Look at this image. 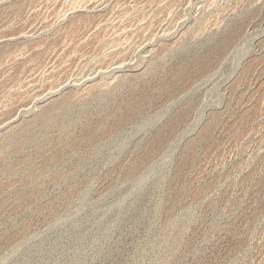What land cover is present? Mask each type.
Instances as JSON below:
<instances>
[{"label":"rangeland","instance_id":"1","mask_svg":"<svg viewBox=\"0 0 264 264\" xmlns=\"http://www.w3.org/2000/svg\"><path fill=\"white\" fill-rule=\"evenodd\" d=\"M159 78L96 158L43 140ZM0 159V264H264V0H0Z\"/></svg>","mask_w":264,"mask_h":264},{"label":"bare ground","instance_id":"2","mask_svg":"<svg viewBox=\"0 0 264 264\" xmlns=\"http://www.w3.org/2000/svg\"><path fill=\"white\" fill-rule=\"evenodd\" d=\"M113 28V27H112ZM207 43V42H206ZM196 44V43H195ZM202 45V43L200 44ZM205 45V43H204ZM199 46V45H197ZM211 46V45H210ZM205 48V47H204ZM188 49V48H187ZM190 49V48H189ZM202 49V48H201ZM218 49V48H217ZM182 50V49H181ZM197 50V49H196ZM208 50V48H207ZM210 50V49H209ZM179 51V50H178ZM185 51V50H184ZM195 51V50H194ZM198 51V50H197ZM206 53V51H205ZM215 53V52H214ZM190 54V53H189ZM188 54V55H189ZM201 54V53H200ZM182 55V53H181ZM194 55V53L192 54ZM197 54H195L196 56ZM208 55V54H207ZM206 55V56H207ZM191 56V54L189 55V57ZM194 56V57H195ZM198 56V55H197ZM212 56V55H211ZM182 57V56H181ZM170 58V57H169ZM174 58V56L172 57ZM178 58V57H177ZM204 58V57H203ZM202 58V59H203ZM206 58V57H205ZM213 58V57H212ZM216 58V57H215ZM124 58L120 59L119 61H114L113 63L116 62H120L123 63L124 62ZM170 60V59H169ZM181 60V59H180ZM189 60V59H188ZM191 60V59H190ZM195 60V59H194ZM193 60V61H194ZM206 60V59H205ZM209 60V59H208ZM212 60V59H211ZM166 62V61H165ZM172 62V61H171ZM195 62V61H194ZM197 62V61H196ZM207 62V60H206ZM205 62V63H206ZM211 63V62H210ZM208 64V63H206ZM205 64V65H206ZM213 65V63H211ZM158 65V64H157ZM170 65V64H169ZM191 65V64H190ZM189 63L187 61L178 63L177 65H175L173 68H175V74H177L180 77V74L182 72H184L188 66H190ZM194 65V63H193ZM103 65H100L99 67H102ZM208 66H210L208 64ZM207 66V67H208ZM160 67V66H159ZM157 67V68H159ZM212 67V66H211ZM210 67V68H211ZM169 68V67H168ZM96 69V68H95ZM95 69H93L91 71V73L96 72ZM156 70V69H155ZM174 70V69H173ZM197 70V69H196ZM195 69H193V71H196ZM162 71V70H161ZM187 71V70H186ZM191 71V69H190ZM200 71V70H199ZM189 72V71H188ZM203 72V71H201ZM167 73V72H166ZM170 73V72H169ZM204 73V72H203ZM114 74V73H113ZM145 74V73H144ZM188 74V73H187ZM186 74V75H187ZM191 74V72H190ZM189 74V75H190ZM166 75V74H165ZM168 75V74H167ZM108 77H110L107 74ZM144 76V75H143ZM161 76V75H160ZM188 76V75H187ZM193 76V75H192ZM148 77V76H145ZM154 77V76H153ZM171 77V76H169ZM182 77L183 74H182ZM189 77V76H188ZM163 78V77H162ZM172 78V77H171ZM193 78V77H192ZM196 78V77H195ZM160 79V78H159ZM167 79V78H166ZM170 79V78H169ZM188 79V78H187ZM191 79V78H190ZM148 80V79H146ZM150 80V79H149ZM176 80V79H175ZM178 80V79H177ZM181 80V79H180ZM178 80V81H180ZM194 80V79H193ZM158 81V80H157ZM140 82V80H139ZM138 82V83H139ZM153 82V81H152ZM185 82V81H183ZM182 82V84H183ZM126 83V82H125ZM131 83V82H130ZM129 83V84H130ZM134 83V82H133ZM149 83V82H148ZM145 81V84L142 85V87L140 89H138L139 91L137 92H133V87H128L126 88L122 94L120 95L119 91V97L115 100L113 99H109L108 98V90L102 89L100 87H97L96 90L92 93V95L90 96V98H88L89 100H87L85 103L80 104L76 107H74L75 109H67L64 110L58 114H53V111H46L44 112L41 117L42 120V124L44 125L45 128V135L43 140L45 141H50V134L47 131V129L50 130V127H54L56 126L58 128V130H60V133L67 138V141L65 144V149L68 151H72V152H78L81 155H83L82 153H84V150L86 149V144H89V151H90V155L92 157H97L100 154H102L104 147L112 142L113 140H115L117 137H119V135H122V131L124 130V125L127 123H130L132 121H134L135 119H139L143 117L144 114V110L145 108L149 107L153 102H154V98L160 97L161 94H163V92L165 93V91L167 90V87L169 86V81H166L165 79H160L158 85H154L151 86V84H148ZM172 83V81H171ZM177 83V82H174ZM132 84V83H131ZM136 84V82H135ZM134 84V85H135ZM180 84V82H179ZM187 84V83H185ZM128 85V84H127ZM139 85V84H138ZM141 85V84H140ZM139 85V86H140ZM138 86V87H139ZM180 86V85H179ZM137 87V88H138ZM176 87V86H174ZM120 88V87H119ZM178 88V87H177ZM181 88V87H179ZM121 89V88H120ZM124 89V88H123ZM174 88H171L170 90L173 91ZM182 89V88H181ZM180 89V90H181ZM135 90V89H134ZM169 90V89H168ZM178 90V89H176ZM168 92V91H167ZM173 94V93H172ZM159 95V96H156ZM168 95V94H167ZM177 95V93H176ZM156 96V97H155ZM166 96V94H165ZM174 96V95H173ZM114 97V96H113ZM162 97V96H161ZM167 97V96H166ZM170 97V96H169ZM165 98V97H164ZM159 99V98H158ZM166 99V98H165ZM156 100V99H155ZM195 100V99H194ZM99 102V103H103L101 109L98 110H92L89 109L87 110V113H85L86 111H84L85 108H89L86 106V104H91L92 102ZM193 101V100H192ZM58 103V102H57ZM153 105V104H152ZM50 106V105H49ZM56 107V106H55ZM96 107V106H95ZM92 108V107H91ZM100 108V105H99ZM156 108V107H155ZM95 109V108H94ZM154 110V109H153ZM181 110V109H180ZM146 112V111H145ZM151 112V111H149ZM183 113V112H182ZM183 117V116H182ZM171 123V122H170ZM169 123V124H170ZM180 123V122H179ZM27 125V124H26ZM172 125V124H171ZM170 125V127H171ZM162 126V124H161ZM165 126V125H164ZM169 127V128H170ZM22 128V127H21ZM25 128V127H24ZM158 128V127H157ZM162 128V127H161ZM164 128V127H163ZM178 128V127H177ZM25 130V129H24ZM20 132L18 133L19 135L17 137H13V135H10L8 137V142L7 144L11 147L13 145H17L18 140L19 141H23L24 139H26V135L29 134L26 131ZM157 130V129H156ZM24 132H26V134H23ZM166 134V133H165ZM6 135V134H5ZM17 135V134H16ZM15 135V136H16ZM33 137V136H32ZM85 137H88L87 139H89V142L86 143ZM168 137V136H167ZM6 138V137H5ZM18 139V140H17ZM161 140V139H160ZM31 141V140H30ZM61 141V140H60ZM6 142V141H5ZM52 143V142H51ZM50 143V144H51ZM42 144V143H41ZM62 143H59V145H61ZM161 145V144H160ZM47 146V145H46ZM36 147V146H35ZM64 147H58V153H63L64 152ZM42 148V145H41ZM47 148V147H46ZM107 148V147H106ZM10 150V149H9ZM107 150V149H106ZM111 151V150H110ZM39 152V151H38ZM37 152V153H38ZM71 152V153H72ZM9 153V152H8ZM57 153V154H58ZM45 154V153H43ZM56 155V153H54ZM64 154V153H63ZM108 154V153H107ZM144 154V153H143ZM42 155V153H41ZM54 155V156H55ZM74 155V154H73ZM49 156V155H48ZM5 159V158H4ZM48 159V158H47ZM75 159V158H74ZM91 159V158H90ZM94 159V158H93ZM1 160V159H0ZM68 160V159H67ZM84 160V159H83ZM102 160V159H101ZM15 161V160H14ZM74 161V160H73ZM17 162V161H16ZM43 162V161H42ZM69 162V161H68ZM87 163V162H86ZM94 163V162H93ZM44 164V162H43ZM58 164V163H57ZM67 164V163H66ZM35 166V164H34ZM43 166V165H42ZM47 166V165H46ZM45 166V167H46ZM55 166V165H54ZM57 167V166H56ZM114 168V167H113ZM81 169V168H80ZM79 169V170H80ZM34 170V169H32ZM51 171V170H50ZM78 171V170H77ZM37 172V171H36ZM80 172V171H79ZM36 174V173H35ZM38 174V173H37ZM44 174V173H43ZM46 174V173H45ZM44 174V175H45ZM41 175V174H40ZM50 175V174H49ZM23 177V176H22ZM43 177V176H42ZM65 177V176H63ZM46 178V177H45ZM44 178V179H45ZM24 179V177H23ZM38 177L35 179L37 180ZM23 181V180H22ZM35 182V181H34ZM33 182V183H34ZM39 182V181H38ZM24 186V185H23ZM27 186V185H26ZM30 186V185H29ZM35 188V187H34ZM37 188V187H36ZM26 189V187L24 188ZM27 190V189H26ZM32 191V190H31ZM37 191V190H36ZM33 192V191H32ZM35 192V190H34ZM34 194V193H32ZM29 195V194H28ZM33 196V195H32ZM31 196V197H32ZM30 197V196H29ZM26 198V197H25ZM28 199V198H27Z\"/></svg>","mask_w":264,"mask_h":264}]
</instances>
